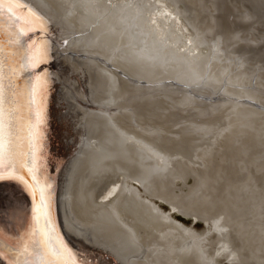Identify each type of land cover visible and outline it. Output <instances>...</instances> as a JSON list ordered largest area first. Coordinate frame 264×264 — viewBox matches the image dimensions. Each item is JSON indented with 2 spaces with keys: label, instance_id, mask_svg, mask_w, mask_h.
I'll return each instance as SVG.
<instances>
[{
  "label": "bare ground",
  "instance_id": "bare-ground-1",
  "mask_svg": "<svg viewBox=\"0 0 264 264\" xmlns=\"http://www.w3.org/2000/svg\"><path fill=\"white\" fill-rule=\"evenodd\" d=\"M23 2L44 26L12 62L33 41L47 62L13 90L26 125L36 85L38 178L68 246L85 264H264V57L242 49L264 26L225 32L221 0ZM33 208L23 182L0 181V242L32 229Z\"/></svg>",
  "mask_w": 264,
  "mask_h": 264
},
{
  "label": "snow or ice",
  "instance_id": "snow-or-ice-1",
  "mask_svg": "<svg viewBox=\"0 0 264 264\" xmlns=\"http://www.w3.org/2000/svg\"><path fill=\"white\" fill-rule=\"evenodd\" d=\"M34 26L43 31L44 21L23 0H0V181L16 179L23 182L34 199L32 229L11 247L0 242V260H6L7 264H85L59 234L51 217V195L47 192L50 186L42 187L38 178L36 153L41 145L37 124L42 123V119L39 110L36 111V122L31 119L36 104L35 84L26 93L30 119L26 125L19 120V93L13 90L17 72L46 63L48 45L33 41L18 68L12 62L10 49L21 44L22 38L34 31ZM43 87L42 83L41 89ZM0 237H3L2 230Z\"/></svg>",
  "mask_w": 264,
  "mask_h": 264
},
{
  "label": "rangeland",
  "instance_id": "rangeland-1",
  "mask_svg": "<svg viewBox=\"0 0 264 264\" xmlns=\"http://www.w3.org/2000/svg\"><path fill=\"white\" fill-rule=\"evenodd\" d=\"M221 1L223 2V3H221L222 6L220 7L222 9V13H221V16L219 18L222 19V20L221 19L220 20H221L222 24L224 25L223 28H224L225 32H229V31H226L227 29H229L230 33L234 34L235 32H237V30H239L238 31V32H240L239 34L243 35L245 33V30L251 26H254V27H256L257 25H261V26L263 25L264 26V4L262 5V7H258L257 11L255 12L254 10H248V7L251 6L250 0H242L241 9L240 8L238 9V7H237L238 4L235 3V1H234V3H232L233 5L231 4V1H233V0H231L229 2H228V0H226V1L221 0ZM223 4H225V5H223ZM246 4L247 5L249 4V5L246 6ZM232 6H233V8H231ZM243 7L245 10L243 9ZM239 10H241V11L238 12ZM244 11H246L245 13H246L247 17L250 18V21H246V20L243 21L241 19L245 14V13H243ZM239 13H241V14H239ZM239 15H241V16H239ZM242 49L244 50V52H248V54H250V55L251 54L253 55V53H254L256 55V58L259 57V58H261V60L264 59L263 58L264 57V43L263 42H262V44L258 43L256 45H249L246 47L243 46ZM161 207L163 210L168 211L167 210L168 208L166 206H161ZM178 216H181V215L175 214V217L178 221H180L186 225L192 224L191 219H188L186 217L181 216V218L185 219V220H182ZM195 228L198 230H202V228H203L202 223L199 222L195 226Z\"/></svg>",
  "mask_w": 264,
  "mask_h": 264
},
{
  "label": "water",
  "instance_id": "water-1",
  "mask_svg": "<svg viewBox=\"0 0 264 264\" xmlns=\"http://www.w3.org/2000/svg\"><path fill=\"white\" fill-rule=\"evenodd\" d=\"M178 217H181V216H178ZM182 219H184V218H182Z\"/></svg>",
  "mask_w": 264,
  "mask_h": 264
}]
</instances>
